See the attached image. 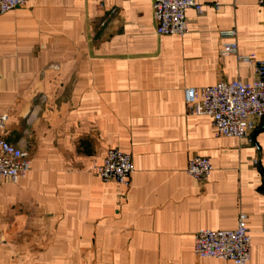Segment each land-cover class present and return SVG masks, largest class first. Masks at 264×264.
<instances>
[{
  "label": "crops",
  "instance_id": "1",
  "mask_svg": "<svg viewBox=\"0 0 264 264\" xmlns=\"http://www.w3.org/2000/svg\"><path fill=\"white\" fill-rule=\"evenodd\" d=\"M188 32L158 35L153 0H29L0 13V115L31 168L0 182V264H231L198 258L201 228L248 215L264 264V118L249 138L189 114L185 89L252 81L221 45L264 60V0H197ZM219 3V8L214 3ZM117 13L113 14L112 10ZM132 155L129 186L94 166ZM207 156L206 182L187 172Z\"/></svg>",
  "mask_w": 264,
  "mask_h": 264
},
{
  "label": "built area",
  "instance_id": "2",
  "mask_svg": "<svg viewBox=\"0 0 264 264\" xmlns=\"http://www.w3.org/2000/svg\"><path fill=\"white\" fill-rule=\"evenodd\" d=\"M29 0H0V13L25 5ZM215 2L214 7L219 8ZM153 19L158 35H180L188 32L187 10L203 13L204 8L197 0H153ZM112 13H117L116 9ZM234 38L221 45L222 55H235L238 60L253 68L252 81L234 79L221 81L204 87L185 89L186 109L189 114L207 115L217 137L228 136L249 138L264 118V60L254 54L241 55L235 40L236 32L226 34ZM8 115H0V182L17 183L31 168L30 152L9 142L2 131L6 128ZM104 181H115L129 186L134 172L132 155L118 148H110L102 163L94 166ZM187 172L200 182H206L213 170L207 156L192 157ZM252 237L248 227V215L238 217L234 229L215 230L201 228L195 233L194 253L198 258H220L231 264H248L251 259Z\"/></svg>",
  "mask_w": 264,
  "mask_h": 264
}]
</instances>
